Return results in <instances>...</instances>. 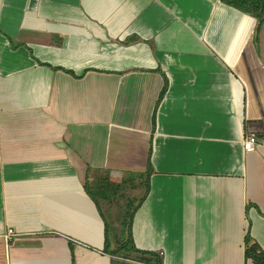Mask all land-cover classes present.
<instances>
[{"label":"crops","instance_id":"obj_1","mask_svg":"<svg viewBox=\"0 0 264 264\" xmlns=\"http://www.w3.org/2000/svg\"><path fill=\"white\" fill-rule=\"evenodd\" d=\"M256 25L222 0H0V264H255Z\"/></svg>","mask_w":264,"mask_h":264},{"label":"trees","instance_id":"obj_2","mask_svg":"<svg viewBox=\"0 0 264 264\" xmlns=\"http://www.w3.org/2000/svg\"><path fill=\"white\" fill-rule=\"evenodd\" d=\"M239 10L257 18L256 35L258 38L259 31L264 23V0H222ZM167 86L163 90L166 91ZM162 94V95H163ZM246 257L250 258L255 264H264V250L257 241L248 233L245 239Z\"/></svg>","mask_w":264,"mask_h":264},{"label":"built area","instance_id":"obj_3","mask_svg":"<svg viewBox=\"0 0 264 264\" xmlns=\"http://www.w3.org/2000/svg\"><path fill=\"white\" fill-rule=\"evenodd\" d=\"M260 144V139L255 133H251L243 138V148L245 151H254ZM17 232L13 228L8 229L7 237L12 239V237L16 236Z\"/></svg>","mask_w":264,"mask_h":264},{"label":"rangeland","instance_id":"obj_4","mask_svg":"<svg viewBox=\"0 0 264 264\" xmlns=\"http://www.w3.org/2000/svg\"><path fill=\"white\" fill-rule=\"evenodd\" d=\"M263 25V24H262Z\"/></svg>","mask_w":264,"mask_h":264}]
</instances>
